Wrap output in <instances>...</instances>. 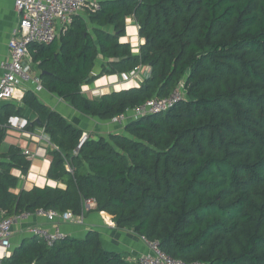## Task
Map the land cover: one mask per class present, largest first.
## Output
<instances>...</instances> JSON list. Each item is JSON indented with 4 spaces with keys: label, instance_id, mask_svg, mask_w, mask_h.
I'll return each mask as SVG.
<instances>
[{
    "label": "trees",
    "instance_id": "1",
    "mask_svg": "<svg viewBox=\"0 0 264 264\" xmlns=\"http://www.w3.org/2000/svg\"><path fill=\"white\" fill-rule=\"evenodd\" d=\"M131 19L144 40L134 55ZM41 87L77 112L112 121L179 90L161 114L130 118L89 139L25 91L21 106H0V125L34 112L49 143L47 178L63 187L13 193L29 163L10 149L0 163V211L79 215L85 200L115 227L157 241L173 259L199 264H264V0H101L73 17L50 45L29 47ZM101 58V62L98 59ZM100 72L92 73L96 63ZM149 74L137 87L92 97L81 87L104 75ZM4 133L0 129V147ZM69 166L71 171H68ZM2 264H132L102 247L97 231L48 247L37 237Z\"/></svg>",
    "mask_w": 264,
    "mask_h": 264
},
{
    "label": "crops",
    "instance_id": "2",
    "mask_svg": "<svg viewBox=\"0 0 264 264\" xmlns=\"http://www.w3.org/2000/svg\"><path fill=\"white\" fill-rule=\"evenodd\" d=\"M19 20L20 15L15 11L14 0H0V64L8 58L7 44L14 29L18 26ZM132 26L136 27L134 22L128 19L123 40L129 43L132 53L136 55L144 40L139 38L137 27L135 36V30ZM98 61L101 62V58ZM99 62L96 63L92 70L94 75L100 72L101 63ZM23 65L29 67L30 75H38L37 65L33 63L30 53L23 60ZM133 80L132 75H104L95 79L91 84L82 86L81 91L92 97L107 95L130 87L129 83L125 84ZM34 86V84L30 83L23 87L26 91L34 93L37 99L51 111L58 113L67 123L81 130L82 133H87L92 139L105 138L109 134L121 129L114 122H101L95 118L82 115L63 99L49 93L42 87L36 89ZM137 86L138 84L130 88ZM11 102L16 106H21V102L15 100L0 101V106ZM129 118H133V116L129 115L127 119ZM0 129L4 133L0 147V163L10 161L8 152L12 148L19 150L22 157L29 163L26 173H23L19 168L10 169V175L18 180L17 187L13 190V193L18 194L20 191H30L34 187H63L62 184H58L47 178L50 166L48 150L52 149V147L45 141L46 137L42 132V128L38 125V117L34 112L24 109L21 114L11 116L7 122L1 124ZM26 151L28 152L27 156L25 155ZM30 226L52 229L51 224L42 217H31L16 222L11 229L10 252L13 247L18 246L24 239L31 237L28 232ZM58 227L63 233L76 238L83 237L89 231H97L100 235L102 247L105 250L123 254L127 257L128 261H134L136 257L148 252V247L141 237L136 236L130 231L117 229L111 216L106 213H96L94 208L84 215L82 225L58 223ZM132 264L134 263L132 262Z\"/></svg>",
    "mask_w": 264,
    "mask_h": 264
},
{
    "label": "built area",
    "instance_id": "3",
    "mask_svg": "<svg viewBox=\"0 0 264 264\" xmlns=\"http://www.w3.org/2000/svg\"><path fill=\"white\" fill-rule=\"evenodd\" d=\"M14 8L20 15L18 26L14 29L7 47L8 58L0 64V101L15 100L21 101L24 92V85L34 84L36 89L41 88L37 76L29 73V67L23 65V60L29 55V47L33 45H50L59 35L65 33L74 16L83 11L96 12L99 10V1L86 0H14ZM59 29V31H58ZM149 74L147 67H137L132 78L138 83L143 81ZM182 100L179 90H174L169 96L161 99L146 101L143 105L132 111L133 118L144 115H155L166 112ZM128 116L120 115L111 122L122 125ZM43 132V130H42ZM46 137V136H45ZM45 139V138H44ZM89 139L87 133H82L73 151L76 155L82 146ZM45 141L54 148L46 138ZM28 155V152H25ZM71 171L69 166H66ZM95 209L93 200L83 202V210L79 215L70 211L58 213L54 210L37 209L34 212H23L15 216H6L0 211V264L3 259L10 256L12 226L22 220L31 217H42L51 224L52 229L40 226H30L28 232L31 236L37 237L48 247L64 240L68 235L63 233L58 223L82 225L84 215ZM148 252L134 259V264H199L196 262L186 263L179 259H173L162 252L157 241H150L142 238Z\"/></svg>",
    "mask_w": 264,
    "mask_h": 264
},
{
    "label": "rangeland",
    "instance_id": "4",
    "mask_svg": "<svg viewBox=\"0 0 264 264\" xmlns=\"http://www.w3.org/2000/svg\"><path fill=\"white\" fill-rule=\"evenodd\" d=\"M133 27V29L135 30V36H136V27L135 26H132ZM129 83V84H128ZM130 85V87H132V86H135V85H137L138 83H137V81L136 80H133V81H128L125 85ZM130 87H126V88H124V89H128V88H130ZM122 90V89H121ZM95 210V209H94Z\"/></svg>",
    "mask_w": 264,
    "mask_h": 264
},
{
    "label": "water",
    "instance_id": "5",
    "mask_svg": "<svg viewBox=\"0 0 264 264\" xmlns=\"http://www.w3.org/2000/svg\"><path fill=\"white\" fill-rule=\"evenodd\" d=\"M127 115L129 116V115H132V113H127ZM130 119V118H129ZM128 120V119H127Z\"/></svg>",
    "mask_w": 264,
    "mask_h": 264
},
{
    "label": "clouds",
    "instance_id": "6",
    "mask_svg": "<svg viewBox=\"0 0 264 264\" xmlns=\"http://www.w3.org/2000/svg\"><path fill=\"white\" fill-rule=\"evenodd\" d=\"M131 113V112H130ZM126 116H128V115H126ZM127 120V119H126ZM119 126H121V125H119Z\"/></svg>",
    "mask_w": 264,
    "mask_h": 264
}]
</instances>
